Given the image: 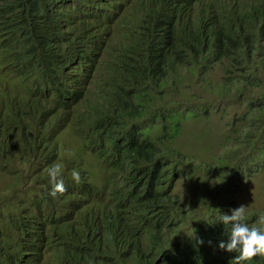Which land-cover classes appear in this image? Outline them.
I'll return each mask as SVG.
<instances>
[{"label": "trees", "instance_id": "16d2710c", "mask_svg": "<svg viewBox=\"0 0 264 264\" xmlns=\"http://www.w3.org/2000/svg\"><path fill=\"white\" fill-rule=\"evenodd\" d=\"M79 1L84 9L62 10L48 17L42 1L0 0V70L19 66L17 89H26V74L36 81L31 87L34 100L29 104L18 99L17 91L10 92L13 120L22 134L25 130L19 117L32 126L35 120L48 121L56 127L49 132L42 129L48 141L44 145L38 139H29L2 150L23 153L26 163L37 157V181L49 166L60 164V155L56 156L63 143L58 137L64 126L57 128L52 121L58 115L51 101L67 100V92L66 85L53 91L49 87L55 83L84 85L79 93L78 114L64 116L62 121L71 123L70 128L80 135L79 157L86 150L98 153V143L104 144L98 141L99 134L113 140L103 160L121 181L114 190H101L87 182L86 176L79 183L64 181L67 191L57 198L49 196L50 185L45 188L47 198L37 203H20L9 219L0 216V234L6 230V223L20 231V235L6 241L0 238V264H40L46 260H51L49 264H104V259L116 253L129 256L117 264H151L155 261L153 255L175 256L187 251L182 236L174 235L178 218L171 210L172 206L182 208L183 203L179 198L166 197L167 187H176L177 180L187 177L205 190L208 186H203L200 176L206 172L204 175L225 189V194L214 195L208 203L194 199L206 210L193 229L207 234L211 228L226 227L223 223L211 226V216L245 190L249 177L264 171V43L250 48L249 38L240 39L243 25L238 17L233 18L234 23L224 35L216 30L224 1H206L197 8L191 6L194 0H112V8H104L108 0H97L101 2L95 5L89 0ZM257 1L264 5V0ZM4 10L8 15L5 21ZM237 13L231 11L228 17ZM80 16L102 21L76 24ZM60 20L67 22L66 32L60 27L57 30L55 22ZM30 22L40 23V31L31 33ZM165 23L174 32L163 31ZM225 25L228 28V23ZM207 27L216 35L206 36ZM97 36L101 38L98 43ZM68 37L82 47L73 57L84 61L75 72L78 78L70 81L72 70L59 56ZM58 42L61 46L55 50ZM220 63L228 77L224 91L230 95H225L226 99L244 100L238 102L244 111L236 122L240 127L235 129L236 144L228 145V160L223 158L222 162L235 161L241 154L251 156L246 157L245 166L232 174H223L221 167L195 160L178 143L187 123L209 117L208 109L185 103L180 104V110L166 111L154 105L164 98L171 84L173 95L180 98L190 79L206 75ZM87 159L73 162L70 156V161L61 167L62 177L73 169L80 171ZM12 162L7 159L0 167L6 168ZM189 169L195 173L189 174ZM25 185L21 182L17 186ZM102 192H108L107 201L94 198L105 197ZM80 195L83 201L77 200ZM67 199L69 203H64ZM94 203H98L96 207ZM81 210L83 213H79ZM85 215L93 217L90 226L81 222ZM259 215L246 216L245 222L251 225L249 221ZM136 250L140 251L136 254ZM189 263L188 258L186 264Z\"/></svg>", "mask_w": 264, "mask_h": 264}, {"label": "clouds", "instance_id": "9594fccd", "mask_svg": "<svg viewBox=\"0 0 264 264\" xmlns=\"http://www.w3.org/2000/svg\"><path fill=\"white\" fill-rule=\"evenodd\" d=\"M39 1H42V3L45 5L44 15L48 17L56 15L62 10H79L85 8L79 0H65L64 2L55 0H50L49 2H46L44 0ZM89 1L93 3L92 5L101 2L97 0ZM206 1H210L212 3H219L221 1H224L225 6L223 9L222 17L218 18L215 23L216 30L221 35H224L225 31L227 29H230L231 25L234 23L233 18L238 17L243 25V35L240 37V39L249 38L250 48H255L258 45L264 43V5H262L260 2H258L257 0H194L191 6L193 8H197ZM112 4L113 1L108 0V3L104 8H112ZM86 11L88 13H92V11L89 9H87ZM231 11H238V13L234 17H228V13ZM108 13H110V11ZM210 13H212V10H210ZM7 18L8 15L4 10L2 13V19L3 21H5L7 20ZM48 21L52 22L49 19ZM94 21L102 20L100 18H87L84 16H80L78 17L76 24H85ZM55 23L57 24V30L58 27H60L63 32L67 31L68 24L65 20H60L59 22ZM225 23H228V28L226 27ZM166 25L167 23H165V29L163 31L174 32V29H172L170 26L166 27ZM29 28L31 33L36 30L40 31V23L36 24L30 22ZM204 34L206 36L216 35V31L211 29L210 27H207L206 29H204ZM51 35L53 36L54 34ZM69 38L70 37H68L67 40ZM100 39V36H97V43L100 41ZM72 43L73 38L70 42L68 40L64 43L63 48L60 49L59 53L63 50H66V48ZM60 46L61 45L58 42L55 44L54 49L59 50ZM62 60L66 64H69V68L70 70H72V73L70 74L68 80L70 81L71 78L77 79L78 76L75 72L78 70L81 62L84 64V61L80 58H74L73 55H71L68 59ZM218 71H223V76L221 77V83H217V85L214 86V84L211 83L210 76ZM18 80H20V68L17 64H15V66L10 69L0 70V163L4 162L7 159L13 160V162L6 168L0 167V172L5 174L19 175L21 177L22 183L34 184L37 182V179L35 178V172L37 168H35V165H38V158L34 157L30 163H26V159L23 153L19 151H15L14 153H7L2 150L16 143L26 142L29 139H38L42 143V145L48 142L44 138L42 130L34 127V123L40 122L33 120L34 126H32L24 122L22 120L23 117H19L20 124L25 130V133L22 134L13 120V115L10 111L12 103L10 92L12 90L17 91L19 93L18 99L26 104H29L30 101L34 100V97H32L31 95V87L36 81L32 79L30 74H26L23 78L26 83V89L22 90L15 87V84ZM227 81L228 77L225 68L223 67V63L214 65L206 75L190 79V85L192 88L189 90V92L182 91L180 93V99L183 96H186L187 93L192 96H197L199 95L198 90L205 92L207 90H210V92H212L216 96L220 95L225 97V95H230L225 93L224 91ZM60 85H66L65 90L67 92V100L51 101L52 108H54V104L56 108L59 105L58 109H56L55 111L58 116L52 121L56 123L57 128L65 125L68 126V131L72 133L73 130L70 128L71 123H64L62 121V117L74 116L78 114L79 93L83 92L85 86L82 85L81 87H76L70 86L65 83H55L49 87V91H53ZM64 96L65 93L61 91V97ZM185 103L193 107L198 106L197 104L187 102H180L179 104ZM232 103L238 108H242L244 111L243 106L240 105L237 100H233ZM242 112L238 113L235 117L238 118L242 114ZM45 123H48V121H46ZM98 141H102L104 143H98V153H95L91 150H86L85 154L82 155V157H79L81 148V142H79L77 149L73 153V157L76 156L78 161L84 158H89L87 160H95L99 165L102 166V168L106 172L107 182L102 186L98 183H95L93 180H89L88 177L86 181L90 182L93 185H96L101 190L106 188L114 190L115 186L121 180L119 179L118 174L113 176V170L107 167L105 161L103 160V157L105 156V150L109 145H111L109 143L113 140L103 134H99ZM84 167H87L85 166V163L82 168ZM46 172L49 178V183L51 185L49 195L53 198H57L59 195L65 193L67 191V188L65 186L64 179L62 178L61 165L59 163H54L46 169ZM131 173L133 176L134 173ZM70 175L75 182L79 183L81 181L80 173L76 169H73ZM103 193H106L105 197L94 198L107 201L108 192H102V194ZM202 201L203 203H207L204 200ZM233 201L226 208L221 209L219 212L214 213L211 216V226H216L219 223H223V225L226 227L223 230L218 228H211L207 234H201L197 232L196 229H193L194 223L200 220L203 216L196 218L192 222H181V217L175 215V218H178V221H176V223H181L174 228V232H177L174 235L176 237H180V235L182 236L181 242L187 247V251H179V253L175 256H171L168 253H164L160 256L153 255L155 257V261L153 263L158 262V264H186V261L189 258V264H264V213L260 214L256 221H254V218H252L253 221L247 220L249 221V223H251L250 225L245 222L248 206L241 205L238 208L234 209L232 205ZM8 229L13 228H10L9 225L6 226V230L4 229V232L0 234V238L2 241H6L8 237L15 236ZM139 251L140 250H136L135 253L137 254ZM149 256H152V254ZM148 257H146L145 260ZM125 258H129V256L125 254L119 255L116 253L104 259V264H117L118 261ZM144 263L145 262H141L139 264Z\"/></svg>", "mask_w": 264, "mask_h": 264}, {"label": "rangeland", "instance_id": "374dc122", "mask_svg": "<svg viewBox=\"0 0 264 264\" xmlns=\"http://www.w3.org/2000/svg\"><path fill=\"white\" fill-rule=\"evenodd\" d=\"M71 37L68 39L71 41ZM82 50L75 41L66 48V52L61 51L59 56L61 59H68L73 53ZM223 76V71H218L210 76L211 83L214 86L217 83H221V77ZM171 84L167 89V93L163 96V99H158L154 103L155 108L165 109L166 111H177L182 109L180 102L194 103L198 105V108L208 109L207 113H210L209 117L202 119L201 121H189L184 128L183 134H180L178 143L180 144L184 152L189 153L195 160H200L202 162H207L209 166L221 167V172L223 174L238 171L242 166H245L247 159L246 157H251L249 155L241 154L236 157L235 161H225L228 160L229 154L226 153V148L228 145H235L233 141L235 137V129H240L239 125L236 124L237 118L235 117L238 113L242 112V108H238L232 103L233 100H237L242 103L244 100L242 97H231L228 98L224 96H216L210 90L201 91L198 90L197 96H192L187 93L181 99L173 95ZM190 83L184 86V90L189 92L191 89ZM159 89V88H158ZM54 111L56 107L54 104ZM39 129H44L45 132L55 131L56 127L48 123H34ZM48 125V127H45ZM60 141H63L56 158L60 155L61 167L65 166L68 161H70V156L73 157V153L78 147V139L80 135L73 131L70 133L68 131V126H64L63 132L58 137ZM225 159V164L222 160ZM77 157H73V162H77ZM84 168H81L79 173L80 176L89 177V180H93L99 185H105L107 182L106 172L95 160L85 161ZM195 172L189 169V174H194ZM206 172H202L200 176L203 186H208L207 189H203L202 186L196 184V180L190 178H180L177 180L176 187H167L164 191L166 197L179 198L183 207L179 208L172 206V213L176 216L181 217V222L188 221L192 222L196 218L204 215L203 211L206 210L202 203L195 204V198H201L202 200L212 201L214 195L221 196L225 194V189L218 187L216 181L211 177L204 175ZM62 177L65 182L74 181L71 175L67 174ZM173 184V181L171 182ZM17 185H21V177L19 175L5 174L0 172V216L2 219H9L16 212V207L22 202L37 203L45 196V188L50 186L49 178L47 173L42 174L39 180L34 184H26L25 186L19 188ZM17 186V189H15ZM245 190L240 191L234 198L232 203L234 209L241 205L248 206L246 216H251L255 213H264V172H259L255 176L249 177L245 185ZM15 189V190H14ZM173 189V190H172ZM200 194V195H199ZM50 196V195H49ZM51 197V196H50ZM28 198V199H25ZM77 200L83 201L84 197L80 195ZM201 200V201H202ZM64 203H69L67 199ZM94 203V207H96ZM79 213H83L82 210ZM257 218H254L256 221ZM93 217L85 215L81 222L82 224H92ZM174 224V226L180 225V223ZM9 225V223H6ZM14 235H20V231L16 229H8ZM49 252V251H48ZM49 257V255H48ZM51 260H46L40 262V264H48Z\"/></svg>", "mask_w": 264, "mask_h": 264}]
</instances>
